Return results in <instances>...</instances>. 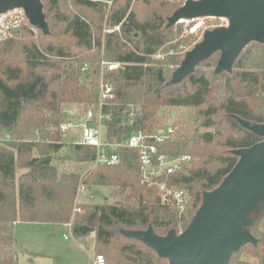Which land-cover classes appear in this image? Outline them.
<instances>
[{"label": "trees", "instance_id": "16d2710c", "mask_svg": "<svg viewBox=\"0 0 264 264\" xmlns=\"http://www.w3.org/2000/svg\"><path fill=\"white\" fill-rule=\"evenodd\" d=\"M41 1L50 33L33 32L30 26L22 40L0 42V264H19V254L26 251L15 238L17 224L71 221L80 175L60 174L55 157L69 150L78 160L94 164L98 151L70 142L73 130L61 132L62 124L76 121L64 108H96L102 79L115 93L103 108L112 116L103 122L109 143H124L135 132L164 126L165 108L184 110L175 122L174 139L161 149L189 155L191 161L162 181L186 191L190 200L183 213L163 204L157 188L141 183L140 150L121 148L120 164L98 165L84 180L88 186L110 187L114 202L89 205L74 220L72 234L83 242L93 237L95 256L103 255L108 264H169L121 230L152 228L162 237L186 231L204 194L219 187L237 164L239 157L232 151L262 140L236 117L264 124V43L244 48L232 71L215 72L225 80L214 98L212 79L197 68L220 52L177 83L165 67L181 65L184 58H153L178 33L177 24L168 25L182 7L174 0H71L72 9L67 10L59 5L68 0ZM251 46L255 49L245 57ZM103 59L125 66L103 70ZM86 64L89 68L83 71ZM132 108L137 113L133 122ZM258 217L253 215L246 226L257 244L234 252L229 264H252L244 255L264 264V230Z\"/></svg>", "mask_w": 264, "mask_h": 264}, {"label": "water", "instance_id": "95a60500", "mask_svg": "<svg viewBox=\"0 0 264 264\" xmlns=\"http://www.w3.org/2000/svg\"><path fill=\"white\" fill-rule=\"evenodd\" d=\"M15 7H23L33 26L50 33L41 0H0V13ZM202 17L228 18L231 25L205 34L187 54L173 78L175 83L217 52L221 53L217 73L230 72L244 48L252 42L264 43V0H189L170 17L168 25ZM236 119L262 140L232 151L239 157L237 164L219 187L204 194L188 229L180 235L171 231L165 237L152 228L124 232L125 236L143 242L169 264H229L234 252L257 244L246 226L252 224L250 215L258 213L264 202V124Z\"/></svg>", "mask_w": 264, "mask_h": 264}, {"label": "rangeland", "instance_id": "374dc122", "mask_svg": "<svg viewBox=\"0 0 264 264\" xmlns=\"http://www.w3.org/2000/svg\"><path fill=\"white\" fill-rule=\"evenodd\" d=\"M170 2L169 0H166ZM189 0H174L172 3L182 5ZM199 1V0H193ZM72 9L71 0L66 2H60L59 9L67 10ZM206 27H201L197 32H191L192 28L197 25V22L181 21L176 25L178 33L170 40L158 53L161 57H153L156 60L163 61L167 56L171 58L181 57L183 62L187 54L204 39L207 32L217 30L219 28H229L231 23L227 18L210 19L206 20ZM39 37V35H38ZM24 38V32L19 40ZM36 39V38H35ZM38 40V38L36 39ZM255 49V46H251L246 49L245 57ZM221 54L215 55L210 60L205 61L197 68L199 74H205L212 79L214 83L212 97L218 98L221 87H223L224 78L215 75L217 73L218 63L220 61ZM172 60V59H171ZM182 62V64H183ZM181 65H167L166 73L169 79L175 77ZM66 113L74 114L76 122L83 120V108L76 105H67L64 108ZM184 112L180 108H165L164 109V125L169 123H175L179 120V116ZM79 118H81L79 120ZM82 130L80 128L73 129V133L70 137V142H77L81 140ZM55 164L60 174H70L72 172L80 175L78 188L81 182H84L90 174L97 169L93 163L78 160L76 155L69 150H65L55 157ZM112 189L105 186H91L87 185L84 193L78 196V189L76 194L75 206L71 221L84 216L88 211V206L93 204L113 203L114 200L111 197ZM83 207L84 212L75 213L76 208ZM257 215L258 226L264 230V202L259 205V212H254L250 215V221H253L252 216ZM70 221V222H71ZM68 224V223H67ZM66 225V224H65ZM65 225L44 223V224H17L15 227V238L18 240L20 246L26 249V251L19 254V264H93L95 254L93 252L94 239L88 238L85 242L74 238L73 234L69 235V239H65V234L69 233ZM122 233L128 232L122 229ZM182 229L179 231L182 234ZM248 259L252 264H258L250 256H243Z\"/></svg>", "mask_w": 264, "mask_h": 264}, {"label": "built area", "instance_id": "2783aa9c", "mask_svg": "<svg viewBox=\"0 0 264 264\" xmlns=\"http://www.w3.org/2000/svg\"><path fill=\"white\" fill-rule=\"evenodd\" d=\"M223 18L202 17L182 21L197 22V25L191 30L193 33L197 32L201 27H206V20H222ZM30 26L31 30L36 32V27L30 23L26 10L23 7H15L0 13V42L17 39L22 35L24 29ZM117 30H119V27H117ZM157 57H161V55L158 54ZM124 66L125 64L121 62L102 60L103 70H116ZM88 68L89 65L86 64L82 70L86 71ZM96 90L99 95V104L97 107H90L84 111V118L79 122L69 121L62 124L61 132L67 133L70 130L80 128L82 134L78 144L94 147L98 151L97 159L94 163L95 166H116L120 164L121 155L119 154V149L121 148L140 150L139 167L141 183L151 188H157L161 194L163 204H172L180 213L185 212L190 200L189 195L186 191L178 190L162 181L164 177L182 172L191 161L189 155H170L161 149V147L174 139L178 129L175 123L165 124L153 132H135L124 143H109L105 140L103 122L112 120V116L104 114L103 108L115 99V93L112 84L105 82L103 79ZM136 116L137 113L132 108L131 122H133ZM86 188L87 185L81 182L78 188V196L84 193ZM83 212V207H78L75 210V213L82 214ZM73 225V219L65 225L69 232L65 234V239H69V235L72 234ZM93 264L108 263L103 255H97L93 259Z\"/></svg>", "mask_w": 264, "mask_h": 264}]
</instances>
